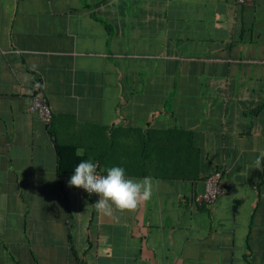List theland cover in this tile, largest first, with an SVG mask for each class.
Returning a JSON list of instances; mask_svg holds the SVG:
<instances>
[{"label":"crops","instance_id":"obj_1","mask_svg":"<svg viewBox=\"0 0 264 264\" xmlns=\"http://www.w3.org/2000/svg\"><path fill=\"white\" fill-rule=\"evenodd\" d=\"M58 146L152 199L97 213ZM261 151L264 0H0V264H264Z\"/></svg>","mask_w":264,"mask_h":264},{"label":"clouds","instance_id":"obj_2","mask_svg":"<svg viewBox=\"0 0 264 264\" xmlns=\"http://www.w3.org/2000/svg\"><path fill=\"white\" fill-rule=\"evenodd\" d=\"M77 156L80 151L77 150ZM264 151L255 160L256 169L264 167ZM69 187L96 194L99 199L90 206L103 216H112L114 211L134 212L140 205L149 202L153 197L154 181L152 177L143 179L130 178L123 167H110L106 174L98 172V164L92 160L81 161L75 167ZM89 207V208H90Z\"/></svg>","mask_w":264,"mask_h":264},{"label":"built area","instance_id":"obj_3","mask_svg":"<svg viewBox=\"0 0 264 264\" xmlns=\"http://www.w3.org/2000/svg\"><path fill=\"white\" fill-rule=\"evenodd\" d=\"M234 1L235 4L239 6H244V5L249 6L254 2V0H234ZM34 88L36 90L33 96V102L30 108H28V112L35 113L37 117H39V119L44 124L50 125L52 122V110H51L52 107L49 101V97L46 91L43 88H41L38 83L35 84ZM98 172L101 173L99 169ZM223 177H224L223 171H215L213 174L207 177L205 179V190L201 195H198L195 198V202L197 204H205V205L213 204L216 201V199L224 193ZM69 264H79V263L73 260Z\"/></svg>","mask_w":264,"mask_h":264},{"label":"trees","instance_id":"obj_4","mask_svg":"<svg viewBox=\"0 0 264 264\" xmlns=\"http://www.w3.org/2000/svg\"><path fill=\"white\" fill-rule=\"evenodd\" d=\"M57 152H58V154H59L61 159L65 157V153L68 154V155L73 156L76 159V161H77V163L75 164L76 166L78 165V163L81 162L79 159H77L78 157L76 156V153L74 152V149L72 147H69V146H58L57 147ZM75 167L73 168L74 172H75ZM75 261H77L80 264V262L78 260H75Z\"/></svg>","mask_w":264,"mask_h":264}]
</instances>
